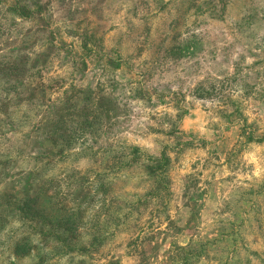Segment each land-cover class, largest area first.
<instances>
[{"label": "rangeland", "instance_id": "obj_1", "mask_svg": "<svg viewBox=\"0 0 264 264\" xmlns=\"http://www.w3.org/2000/svg\"><path fill=\"white\" fill-rule=\"evenodd\" d=\"M0 1L1 61L47 54L33 70L49 105L71 95L102 110L61 158L36 164L64 189L88 176L85 222L103 240L59 256L31 235L14 256L11 223L0 264H264V0ZM50 147L2 157L0 192Z\"/></svg>", "mask_w": 264, "mask_h": 264}, {"label": "trees", "instance_id": "obj_2", "mask_svg": "<svg viewBox=\"0 0 264 264\" xmlns=\"http://www.w3.org/2000/svg\"><path fill=\"white\" fill-rule=\"evenodd\" d=\"M14 9L19 15H28L24 8ZM3 58H0V168L8 163L7 159L1 158L11 156L10 152L17 148L15 143L21 137L26 138L25 147L50 145L51 150L40 156L34 155L32 170L16 177L14 174L9 186L0 192V236L11 223L19 225L14 256L29 252L31 235H37L45 245L57 242L60 248H54V252L59 256L94 252L103 240L91 230L94 224L85 222L91 200L95 199L92 181L85 173H74L76 176L64 189L58 180H48L36 161L51 164L57 157L61 158L72 148L80 132L91 131L96 123L99 125L97 118L102 110L98 109L95 115L89 107L74 102L71 95L61 105H49L42 80H38L37 72L33 70L39 65L37 61L46 68L47 54H40L33 61L22 55L8 61H1ZM100 97L102 101L110 102L107 95ZM33 111L34 114H29ZM35 115L37 119L33 125L29 121ZM25 147L15 150L19 158ZM133 152L138 150L133 149ZM159 162L149 160L151 174H162ZM160 188L164 190L163 186ZM101 210L103 212L104 208ZM89 225L85 246L80 242L81 229H87Z\"/></svg>", "mask_w": 264, "mask_h": 264}]
</instances>
